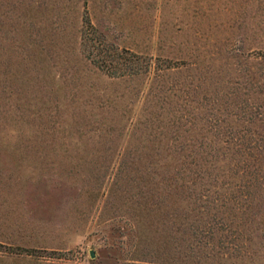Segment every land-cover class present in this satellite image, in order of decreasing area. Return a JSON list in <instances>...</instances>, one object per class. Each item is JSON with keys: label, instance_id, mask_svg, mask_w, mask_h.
I'll list each match as a JSON object with an SVG mask.
<instances>
[{"label": "rangeland", "instance_id": "374dc122", "mask_svg": "<svg viewBox=\"0 0 264 264\" xmlns=\"http://www.w3.org/2000/svg\"><path fill=\"white\" fill-rule=\"evenodd\" d=\"M134 262L264 264V0H0V264Z\"/></svg>", "mask_w": 264, "mask_h": 264}, {"label": "trees", "instance_id": "16d2710c", "mask_svg": "<svg viewBox=\"0 0 264 264\" xmlns=\"http://www.w3.org/2000/svg\"><path fill=\"white\" fill-rule=\"evenodd\" d=\"M86 27H91L89 22L86 20L84 27H83V31L81 34V41L83 42L84 45H86V42L88 43V47H90V50L88 49V54L90 55V53H92V51H94L93 49H96L98 51H101V49H99V45L100 43L96 42V43H91L88 40H90V38L88 37V31L86 30ZM98 48V49H97ZM94 53V52H93ZM95 56L97 58H90L91 62L93 64H95V66L97 68H99L100 70H102L103 72H105V74H107L108 76H113V77H122V76H133L136 74H139L141 72H143L146 68H141V66H139L138 64V58L136 57V55H133L129 52H126L125 50L122 51H116L114 55H109V54H99V52L95 51ZM180 136V134H173V136L171 137L173 140L176 141V139ZM227 138V137H226ZM225 141V140H224ZM238 147H240L238 149V151L241 153V151H244L245 156H247L246 154L248 152L245 151L244 146L242 145V142L237 144ZM252 145V144H251ZM181 148L178 145V151L176 153H179L181 151ZM223 158H220L216 161H223L225 156L224 154H222ZM248 157V156H247ZM257 157L256 158L253 156V154L249 153V158H252L253 161L255 160V162L257 161ZM244 158L241 159V161L237 162H241L242 166L245 164L244 163ZM233 165H236L235 163ZM248 165V164H246ZM236 167H239L238 165ZM238 169V168H237ZM239 173H244L245 174L248 173V170H244V169H238ZM256 168L254 169V171L256 172ZM248 177L253 178L254 180L258 179L257 173H254L253 176L249 175ZM130 264H160L158 262H154V263H144V262H134V263H130Z\"/></svg>", "mask_w": 264, "mask_h": 264}]
</instances>
